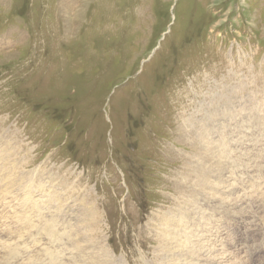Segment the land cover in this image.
<instances>
[{
	"label": "rangeland",
	"instance_id": "374dc122",
	"mask_svg": "<svg viewBox=\"0 0 264 264\" xmlns=\"http://www.w3.org/2000/svg\"><path fill=\"white\" fill-rule=\"evenodd\" d=\"M0 143L19 181L86 194L67 225L96 264H159L195 192L209 253L264 264V0H0Z\"/></svg>",
	"mask_w": 264,
	"mask_h": 264
},
{
	"label": "bare ground",
	"instance_id": "6f19581e",
	"mask_svg": "<svg viewBox=\"0 0 264 264\" xmlns=\"http://www.w3.org/2000/svg\"><path fill=\"white\" fill-rule=\"evenodd\" d=\"M192 118H194V117H192ZM208 126L209 125H207V127ZM4 137H6V136H4ZM16 140H17V138H16ZM1 143H0V146H2V147L8 146V144L2 145ZM16 144L19 147L20 143L17 142ZM8 149L6 148V151ZM16 150H17V148H16ZM14 153L11 152L12 155H9L10 153L6 152L3 155L2 154L0 155V264H96V261L94 259H92L93 257H95L93 247L88 248V254L86 253L87 254L86 256H88V257H85L84 255H82V249H84L83 244L85 242H87L89 244H93V246L96 247V243L94 242L92 237H89V239H88V238H86V236L84 235L83 232H80L81 230H85V231L87 230V228L84 226L85 223L81 224L80 229H75L72 226L67 225V220L69 217H71V215H72V217L76 218L75 214L77 212L82 211L83 198H84V201L87 202L86 194L83 195V194L79 193L81 191L78 190L79 191V192L77 191L78 192V194H77L78 199H73L72 201H68V198H66V195L64 193L65 190L61 191V190L57 189L56 187H50L49 190L44 189V188L40 189V188H38L39 185L37 186L36 185L37 183H35V180H36L35 176H34L35 172L32 174L33 177H31L32 178L31 181L23 182L25 180L22 181L21 178H20L21 181H19V179H18L19 177L15 178L13 175L17 173L16 169L17 168L19 169L20 166L19 167L7 166L9 164L12 165L14 163L13 161L10 160V159H12L10 156H13ZM7 156H9L10 158L8 159ZM2 160H4V163L2 162ZM14 161H15V159H14ZM222 164H224V163H222ZM238 169H239V167H238ZM249 170H250V168H249ZM261 170H263V169H261ZM187 171H188V168L185 167L183 172L180 173V176L184 179L183 184H185V185H187V183H188ZM203 174L207 175L209 177L211 176V178H212V173L210 172V169H208L206 166L203 169ZM18 176H20L19 173H18ZM23 177H25V175ZM201 179L203 181H206V179L204 178V176L202 177V175H201ZM229 179H230V177H229ZM240 179H242V178L240 177ZM211 182L212 181H209V183H211ZM225 182H227V181H225ZM255 182H256V180H255ZM229 183H230V181H229ZM38 184H39V182H38ZM60 185H61V183H60ZM182 185H180V186H182ZM220 185H218V186H220ZM227 185H229V184H227ZM245 185H247V184H245ZM235 187H237V185H235ZM228 189H233V188H228ZM252 189H254V188H252ZM255 190H257V189H255ZM225 191H227V190H225ZM239 191H240V189H239ZM21 192L23 194H26V195H23V197L20 198ZM234 192H237V191H234ZM234 192L231 194H234ZM11 193H14V194H11ZM74 193H76V192H74ZM197 195H198V193L195 192L192 197L185 199V202H184L185 206L187 208H189V210L190 209H193V210H191V215L189 218H187L185 216L186 211L182 212L181 213L182 215H178L180 220L184 223L183 230L180 232L178 238H176L171 243L169 248L162 246L159 242H158V244H155V248L153 250V253L152 252L151 253H152L153 259L155 258V260L159 261L161 264H194V262H189V261H187L189 263L186 262V260L188 258V257H186V255L190 254L191 257L193 258V255H196L198 253H202L203 256L207 257L210 260H213V262H212L213 264H231V262L225 260V258H224V245L222 244L221 241H217V240H220L218 238H221V237L217 238V240H216L217 242L214 243V245L211 249V254L209 253L208 248H209V246H211V244L206 243L205 239L207 237H212L213 235L211 232L206 233V231H205L206 229L205 230L203 229L204 219L206 218L204 216H206V215H204V213L202 215L201 212H199V209H200L199 207H201V205L198 206ZM228 195L226 193V196H228ZM196 197H197V199H196ZM231 198H233V197L231 196ZM258 199H260V198H258ZM207 200H214V199L211 198V199H207ZM56 201L58 202L57 203L58 206H55L52 203V202H56ZM192 204L194 205V207H192ZM229 204H231V203L229 202ZM205 206H207V205H205ZM233 207H234V205H233ZM235 207H237V206H235ZM94 209L96 210L95 206H94ZM91 210H92V208H91ZM203 210L205 211L206 209H203ZM98 212H99L98 214H100V211H98ZM93 213H92L93 217H90L91 225L97 227V229L94 227L95 228L94 231L98 232L99 231L98 229L100 228V227L98 228V226H100L101 219L100 220L95 219L94 215L96 212L94 214ZM207 213H209V212L207 211ZM65 214H66V216L64 217L63 215H65ZM160 214H162V213H160ZM160 214H158V216H157V217H159L158 218L159 220H157L158 222H156V224L158 226H165L167 224L166 215L165 214L160 215ZM211 214H213V213H211ZM98 217H101V216H98ZM59 218H60V220H58ZM208 218H209V216H208ZM210 220H212V219H210ZM205 221L207 222V219ZM212 224H210V225H212ZM20 227L22 229H20ZM101 228H100V230H101ZM211 228H215V227H211ZM76 230H77V232H76ZM80 233H81V235H80ZM221 233H223V232H221ZM82 235H83V237H82ZM101 235H103V234H101ZM219 235H221V234H219ZM222 235H224V234H222ZM195 240L198 241L196 250L192 249L193 248V242ZM209 240H212V239H209ZM222 240H224V239H222ZM74 242H76V244H72ZM232 243H233V241H232ZM105 247L106 246L100 247L99 250L102 251L104 255H109L110 250L108 251ZM229 247H230V244H229ZM240 248H241V245H240ZM188 251H189V254L187 253ZM109 256H111V254ZM107 258H108V256H107ZM195 264H196V261H195Z\"/></svg>",
	"mask_w": 264,
	"mask_h": 264
}]
</instances>
